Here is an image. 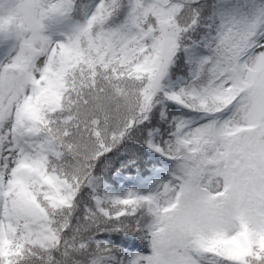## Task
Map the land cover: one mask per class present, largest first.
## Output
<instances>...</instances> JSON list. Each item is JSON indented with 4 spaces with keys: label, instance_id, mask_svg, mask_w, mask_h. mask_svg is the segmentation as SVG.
<instances>
[{
    "label": "trees",
    "instance_id": "16d2710c",
    "mask_svg": "<svg viewBox=\"0 0 264 264\" xmlns=\"http://www.w3.org/2000/svg\"><path fill=\"white\" fill-rule=\"evenodd\" d=\"M10 2L0 0V20ZM56 4L58 26L68 37L57 85L26 113L25 121L45 136L50 145L45 173L67 186L59 196H70V201L54 205L47 182L30 186L55 240L36 242L34 233L19 227V253L10 256L9 264H99L110 253L131 258L132 264H163L160 245L176 227L190 235L178 246L184 255L203 260L225 258L228 234L243 227L254 238L241 241L238 263L264 264V188L254 185L255 154L264 166V145L257 151L253 142L264 124L223 132L232 103L214 88L221 78L239 74L247 41L264 17V0ZM9 36L1 33L0 45ZM245 88L237 81L236 95ZM184 110L193 117L203 115V121L190 128ZM189 128L191 139L183 142ZM156 152L171 164L155 158ZM218 161H223L229 181L223 198L211 203L201 187L209 183V168ZM244 161L248 165L234 189V176ZM161 171L178 178L184 192L208 208L209 215L192 212L185 227L178 206L159 212L154 195L143 190L144 182L160 184ZM127 177L132 185L123 201L119 182ZM101 183L111 186L109 196ZM233 189L239 203L234 213H227L223 209ZM6 250L0 248V264Z\"/></svg>",
    "mask_w": 264,
    "mask_h": 264
},
{
    "label": "rangeland",
    "instance_id": "374dc122",
    "mask_svg": "<svg viewBox=\"0 0 264 264\" xmlns=\"http://www.w3.org/2000/svg\"><path fill=\"white\" fill-rule=\"evenodd\" d=\"M56 0H11L8 11L0 20V34L9 32L11 41L0 45V248H6L5 263L10 256L18 254L15 237L19 227L35 234V241L45 243L54 237L45 225L44 212L34 201L30 186L47 182L51 187L49 198L54 205L68 203L70 196L61 198L59 193L67 186L55 176L45 173L44 155L50 149L45 136L36 133L34 127L25 121L26 113L38 107L44 96L52 94L59 76V63L65 53L68 37L57 22ZM248 51L240 62V73L236 78H221L214 85L221 98L234 102L226 115L221 130L233 131L239 128L250 129L258 123L264 124V17L257 25L255 33L247 41ZM244 82L250 88L243 90V96L235 93L236 82ZM191 123L190 128L203 121V115L193 117L189 111L183 112ZM184 134L183 140L191 139V131ZM254 149L259 151L264 145V131L254 141ZM221 150L216 151L220 154ZM246 154V153H244ZM257 176L254 185L257 190L264 188V166L261 157L255 154ZM247 161L234 176L233 187L239 182V174L247 166ZM210 181L201 189L215 203L223 198L229 173L218 161L209 168ZM158 186L146 185L143 192L155 197L156 208L164 213L174 206L179 207L181 225L188 226V215L201 212L209 215L210 210L184 192L180 180L170 173H160ZM103 192L109 186L104 183ZM224 205V212L234 213L239 200L237 190ZM111 190V187H110ZM264 212V204L260 212ZM190 235L176 227L168 230L160 245L163 264H239L241 241L251 242L253 236L245 228L228 234L226 257L215 259L210 256L202 260L196 254L184 255L178 246L185 244ZM26 242L27 238H22ZM118 258L115 253L106 254L100 264H112ZM141 260L138 264H147Z\"/></svg>",
    "mask_w": 264,
    "mask_h": 264
}]
</instances>
